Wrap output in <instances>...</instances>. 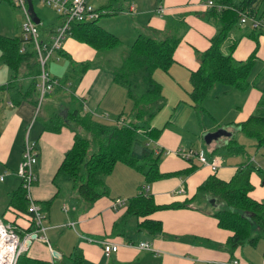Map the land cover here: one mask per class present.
I'll use <instances>...</instances> for the list:
<instances>
[{"label":"crops","instance_id":"1","mask_svg":"<svg viewBox=\"0 0 264 264\" xmlns=\"http://www.w3.org/2000/svg\"><path fill=\"white\" fill-rule=\"evenodd\" d=\"M206 1L164 0L163 4L156 5L155 3L154 6L144 7L141 0H128L125 5L126 10L117 13L129 16L127 19L129 27H125L121 34L128 40L129 46L139 33L138 26L140 30L148 27L162 31L163 35H168V32L164 30L166 23L174 20H182L186 23L185 10H194L190 16L193 25L188 26L187 32L181 37V41L173 52V62L168 70L156 69L153 74L162 85L163 95L166 97V102L169 101L168 107L172 109V113H166L168 109L164 106L165 110L163 112L160 110L151 119V126L161 129L160 134L154 140L155 144L151 145L157 154L161 153L159 171L171 174L182 173L191 168L193 164L196 165V168L187 174H173L147 184L148 193L153 196L154 202L158 205L181 204L190 199L187 206L159 209L148 215L150 219L161 222L162 229L157 233L139 230L138 223L142 218L127 214L128 199L140 193L146 183L140 172L123 162H116L105 179L108 193L93 202L79 198L76 190H68L65 183L58 186L60 182L57 184L54 182L56 171L66 151L74 142V132L67 126H63L59 132L44 129V124L54 113L60 111L66 114L68 103L75 97L82 104V112L91 113L98 120H108L112 117L109 123H114V118L121 115L128 107L126 90L112 80L110 73V76H106L103 81L99 77L101 67L92 66L80 79L69 77L70 67H72L70 61L95 59L96 51L92 47L72 37L65 39L62 48L64 54H57L58 62L64 59L62 64H56L53 61L48 64L49 74L57 78L58 84L45 95L44 102H42L43 111L42 113L39 111L37 116L34 114L36 102L24 100L20 104L13 105L9 101L8 93L4 90L0 92V175L4 177L0 181V195L10 194L20 185V178L15 171L21 160L26 137L35 144L38 152L34 166L37 182L33 187V197L41 206L44 203L47 242L32 240L28 247L30 256L59 264L58 259L69 256L77 248L82 253V264H232L235 259L241 264H264V238H260L255 244L245 243L232 250L226 244L230 232L220 228L216 218L212 215L215 207L214 199L205 195L198 197L199 199L193 198L197 186L208 176L216 174L222 180H229L238 167L248 162L253 164L251 160L244 163L238 159H234L232 163H223L225 153L228 154L227 156L233 155V158L244 156L246 151L243 144L237 140V143L243 146H241L242 149L237 148L231 151L226 148V145L229 139H235V137L222 136L210 142L202 139L203 145H199L198 148L192 147V144L186 146L195 150L202 149L207 163H200L196 158L186 160L175 153L176 149L184 148L182 143L187 139L185 134L210 132L228 125H234L233 130L238 131L240 129L235 124L245 120L240 119L233 124L232 122L218 124L213 120L214 126L210 127L205 125L204 120L201 122L198 120L197 113H192L194 109L188 104L187 97H178L176 101L169 98L167 100L171 90L169 87L172 85L184 86L188 94L191 89V71L199 66L195 50L203 51L208 48L210 38L217 31V26L199 16L200 13L208 10L205 5ZM29 3L36 15L35 19L41 37L49 39L56 26L61 23V16L51 8L57 16L55 20L45 25L44 15L36 13L34 9V0H30ZM159 7L164 9L162 14L157 13ZM164 14L167 15L166 20H162ZM156 15L160 18H156ZM104 21L106 23H102L103 26L117 36L122 43V36L110 28L117 27L115 23L109 19H104ZM247 31L238 30L239 33L243 32L241 38H235L230 42L231 44L237 41L232 52L236 60L247 58L256 45L258 52L261 42L264 41V38H260L259 35L258 44H256V41L247 35L251 31ZM0 35L20 38V36H9L2 33ZM10 77V69L0 62V85L7 83ZM23 81V86L26 87L27 82ZM173 87L176 88V86ZM234 90L246 92L248 88L233 89L225 84H217L214 88L217 96L234 93ZM38 92L37 90V100ZM250 95L252 96L245 102L249 110L258 102L256 91H251L248 96ZM207 108L215 113L210 107L207 106ZM250 114L243 117L248 118ZM35 116L36 119L33 121ZM123 116H125L124 113ZM250 138L256 143L253 137ZM213 161L216 162L215 168L211 166ZM254 165L264 170V160L260 165ZM257 173L254 171L251 174L250 180L254 189L249 195L261 202L264 199V180L262 181ZM63 190L65 194L62 195ZM115 199L123 200L124 204L114 208ZM1 215L5 221H11L19 228L25 229L30 224L29 215L23 212L17 213L14 209L8 208V203ZM100 240L115 242L119 248L116 252L106 256L102 245L98 242ZM128 241L133 243L146 241L150 249L129 246L126 243ZM54 251L58 253V257L53 255Z\"/></svg>","mask_w":264,"mask_h":264},{"label":"trees","instance_id":"2","mask_svg":"<svg viewBox=\"0 0 264 264\" xmlns=\"http://www.w3.org/2000/svg\"><path fill=\"white\" fill-rule=\"evenodd\" d=\"M127 1L107 0L101 8H96L101 12L97 18L71 24L69 37L92 47L96 51V57L94 60L70 61L72 67L69 77L80 79L92 66L107 69L112 80L126 90V95L132 102L129 113L123 116L122 112L114 118V123L101 122L93 114L82 112V104L73 97L68 103L66 114L56 112L44 124L45 130L59 132L63 126H67L74 132V142L66 151L56 171L54 182L70 183L71 188L76 189L79 198L87 202H93L108 193L105 179L116 162H123L140 172L146 185L173 174H187L196 168L193 164L182 173H161L158 167L161 153L157 154L149 143V139L155 140L161 132L160 128L151 126L150 121L166 105L162 85L153 74L156 69L168 70L173 62V52L182 36L163 35L162 31L147 27L146 32H139L135 41L126 48L120 65L112 66L109 60L101 61L102 56L106 57L108 52L121 44L117 36L98 23V18L102 15L101 9L108 10L109 15L121 13L126 10ZM214 2L225 8L221 11L208 8L200 14L204 20L217 26V31L210 38L208 48L203 51L195 50L199 66L192 70L190 75V104L202 109L204 99L208 97L216 83L239 90H244L252 84L249 73L256 60L257 45L245 60H235L232 52L237 41L229 45L227 53L223 52L222 43L230 30L240 22L241 13L249 11L251 15L264 17V0H214ZM261 34H264L262 27L252 29L247 35L258 44V36ZM22 44L25 47L21 51ZM62 53L63 49L58 51V54ZM0 62L7 65L11 71L8 82L0 85V92L3 90L7 92L13 105L24 100L37 103L36 91L40 69L33 45L30 42L25 43L22 37L8 38L0 35ZM23 80L27 82L26 87L23 86ZM260 103L259 100L258 105ZM257 109L256 113L250 114L247 119L236 123L235 126L248 137H253L256 145L260 147L264 146V107L258 106ZM241 146L231 138L226 148L232 151L242 149ZM254 171L258 172L263 181L264 170L251 162L238 167L229 180H222L216 174H212L197 186L193 197L205 195L214 199L212 215L220 228L230 232L226 244L232 250L245 243L255 244L257 240L264 238V201H256L249 195L254 189L250 180ZM189 201L190 199L181 204L158 205L150 193L141 190L128 199L126 211L128 215L142 218L138 223L139 230L157 233L162 229L161 222L150 219L148 215L159 209L187 206ZM27 205L24 190L19 185L9 194L8 208L28 215ZM42 210L44 211V203ZM2 216L0 215V219L7 222ZM12 224L20 237L34 229L32 222L25 229ZM58 262L82 264V253L76 248L69 256L58 259ZM16 264L53 263L30 256L27 250L18 256Z\"/></svg>","mask_w":264,"mask_h":264},{"label":"rangeland","instance_id":"3","mask_svg":"<svg viewBox=\"0 0 264 264\" xmlns=\"http://www.w3.org/2000/svg\"><path fill=\"white\" fill-rule=\"evenodd\" d=\"M141 1L143 3L144 7L154 6L155 3H156V5L164 3V0H141ZM90 2L92 3V5L94 7L101 8L107 2V0H90ZM34 9H35L36 13L39 12L42 15H44L43 17L45 19V25H47V23L55 20V18L57 16L56 13L51 9V7H49L48 5L43 3L41 0H34ZM101 11H102V15L98 18V23L103 26L102 23H106V21H104V19H109V21H112L117 26V27H110V28L115 30L118 35L122 36L121 34H123V29L125 27H129L128 26L129 21L127 20L129 16L124 15V14L123 15L116 14L119 16H114V15H109L108 10L101 9ZM185 11H186V13L184 14V18H185L186 23L182 20L181 21L174 20V21H170V22L166 23V28L164 30L166 32H168L167 34H172V35H176V36H183L187 32V30L189 28L188 26L193 25V21H192V18L190 16L194 13V10L193 9H187ZM203 13H200V14H203ZM200 14H199V16H201ZM162 17H163L162 20L167 19V15H165V14ZM256 17H257V19H264V17H260V15H256ZM156 18H160V17H158L156 15ZM24 20H25L24 12L14 4L13 0H0V33L5 34V35H9V36H20V37H22L23 32H22V28H21V23ZM261 27L264 29V26H261ZM138 29H139L138 32H146L145 28H142L140 30V26H138ZM238 30H243V31L248 30L247 32L252 31L250 20L248 19L245 23L238 22L230 30L227 38L222 43L223 52H225V53L228 52V45L230 44L231 40H233L235 38H241L243 32L239 33ZM158 36H163V35H158ZM263 36H264V34H261L260 38H264ZM122 39H123L122 43L117 48L108 52L106 54V57L105 56L101 57L102 62L109 60V62L112 66L120 65L122 57L124 56L125 50L128 46V40H126L124 36H122ZM196 51H198V50H196ZM195 55H196V52H195ZM57 57H58V55L55 53L53 55V57L50 59V61L48 62V64L51 61H53L56 64L57 63L62 64V61H64V59H62L61 62H58L59 60L57 59ZM196 59L199 60L198 55H196ZM245 59H243V60H245ZM48 64H47V66H48ZM263 70H264V41L261 42L260 49L256 54V60L250 69L249 79L252 82V84L248 87V90L246 92H237L234 90V93L224 94V95L219 94L217 96V94L214 91V88L217 84H222V83H216L213 86L212 90L210 91V94L208 95V97L206 99H204L203 106L205 105V107H203V109H202V108H199L196 106H192L190 104V100H189V92L187 94V92L184 89V86H180L179 84L178 85L176 84V85H172V87H169V88H171V90L168 93L167 100L169 98L171 100L176 101V98H178V97L179 98H186L187 97L186 99L188 100V104L191 105L194 109V111L192 113H197L198 120L200 122L204 120V123L207 126H210V127L214 126L213 120H215L218 124H223L226 122H232V124H233V122L238 121L240 119H243V120L246 119L247 117L245 118L243 116H245L247 114L256 113L258 111V109H257L258 106L264 107V72H263ZM106 76L107 77L110 76L108 70L105 68H101V72L99 74V77L102 78V80L104 81L106 79ZM173 86H176V88ZM251 91H256L258 93V101L260 100L261 103L258 105V102H257L254 105V107L251 104L252 107H251V110H249L248 104L245 102H247L249 100V98L252 96V95L248 96ZM43 100H44V98H43ZM127 101H128V107H126L124 109V114L129 113V111L132 107V102L129 99ZM42 102H44V101H42ZM42 102L39 103V106H38V102L36 103V106L34 109V114L36 116L38 115L39 111H41L40 113H42V111H43L44 105H42ZM168 102L169 101H167L166 105H165V107H167V109H168L167 110L168 112H166V113H172V109H170L168 107L169 106ZM207 106L210 107L215 113H212L207 108ZM165 107L161 110V112H163L165 110ZM36 116L33 119V121H35ZM111 119H112V117H111ZM111 119H108V120L107 119H104V120L99 119V120L102 122H105V123H109V121ZM150 124H151V121H150ZM28 125H29V123H28ZM25 127H26V125H25ZM27 128H28V126H27ZM224 128H226L227 130H229V132H231V136H228V137L233 136V137H235L236 141L238 140L239 143L243 144V146L245 147L246 153L244 154V156L240 155V156H236V158H233L234 157L233 155L227 156L228 154L225 153L223 163H226V162L232 163V161L234 159H238V160H242L244 163H246L247 160H251L253 162V164H259L260 165L261 161L264 160V147L258 148L255 141L252 138L248 137L242 131H240V130L234 131L233 130L235 128L234 125H228ZM205 132H209V131H205ZM210 132H213V131H210ZM184 136L187 137V139L184 140V142L182 143L184 145L183 146L184 148L190 144H192V147H194V148H198L199 145H203V143L201 142V141H203L202 140L203 139V133L185 134ZM149 143H150V145L153 146L155 144V141L153 139H149ZM186 148H188V147H186ZM167 183H170V182H167ZM59 185H63V184L60 182ZM65 186L70 191L76 190V189L71 188L70 183L66 182ZM0 194H1V192H0ZM63 194H65L64 190L62 191V195ZM8 195H9L8 193H6L3 196L0 195V215L5 211V206H7ZM198 197L199 196H197L196 198H198ZM262 200L264 201V199H262ZM66 201L69 203V205H71V203L69 202L68 199H66ZM8 222H11V221H8ZM28 247L25 251L28 250Z\"/></svg>","mask_w":264,"mask_h":264},{"label":"built area","instance_id":"4","mask_svg":"<svg viewBox=\"0 0 264 264\" xmlns=\"http://www.w3.org/2000/svg\"><path fill=\"white\" fill-rule=\"evenodd\" d=\"M43 3L51 7L61 16L62 21L56 26L55 30L49 39H43L40 35L38 24L30 17L28 12V0H13L14 4L19 7L25 14V20L22 23V39L25 43H31L35 50L40 73L38 75V106L43 101L45 95L50 92L55 85L58 84L57 78L52 77L48 71V62L59 50H62L66 38L69 37L71 31V24L73 22H87L97 18L101 12L96 10L89 0H41ZM205 5L208 8H215L221 11L225 6L220 3L217 4L214 0H207ZM164 9L159 7L157 13L162 14ZM250 20L252 29L264 26V19H257L255 15H251L249 11L240 14L239 21L245 23ZM25 47L21 46V51ZM59 56L57 57V59ZM175 153L186 160L196 158L200 163H207L204 151L202 149L192 148H178ZM38 152L35 144L29 141L26 137L21 160L15 171L20 178V185L25 193V199L28 203L27 210L29 215V222L33 223V230L26 232L20 237L11 222H4L0 219V225L6 240L0 243V264H16L18 256L24 252L30 245L32 240H39L47 242L45 235V213L42 206L33 197V187L37 182V175L34 171V165L37 162ZM212 168H215L216 162L211 163ZM3 175H0V181L3 180ZM143 191L148 192V186H143ZM182 191V189H181ZM124 201L121 199L114 200V208L123 205ZM103 248L104 254L109 256L112 252H116L119 245L109 240L98 241ZM129 246H135L140 249H150L146 241L138 243L126 242ZM232 264H241L239 260H233Z\"/></svg>","mask_w":264,"mask_h":264},{"label":"water","instance_id":"5","mask_svg":"<svg viewBox=\"0 0 264 264\" xmlns=\"http://www.w3.org/2000/svg\"><path fill=\"white\" fill-rule=\"evenodd\" d=\"M30 0H28V12H29V15L30 17L36 22V19H35V13L32 9V6L30 5L29 3ZM222 136H231V132H229L226 128L224 127H220L218 129H216L215 131L213 132H205L203 133V139L205 140V142H210L212 139H218ZM53 255L58 257V253L57 252H53Z\"/></svg>","mask_w":264,"mask_h":264},{"label":"bare ground","instance_id":"6","mask_svg":"<svg viewBox=\"0 0 264 264\" xmlns=\"http://www.w3.org/2000/svg\"><path fill=\"white\" fill-rule=\"evenodd\" d=\"M4 240H6V238L4 236V232L2 231V227L0 225V243L4 242Z\"/></svg>","mask_w":264,"mask_h":264}]
</instances>
